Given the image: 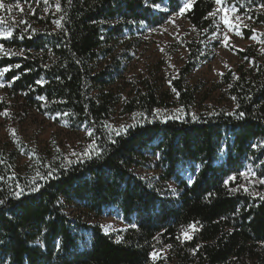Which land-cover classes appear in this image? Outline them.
Instances as JSON below:
<instances>
[{
  "label": "trees",
  "instance_id": "16d2710c",
  "mask_svg": "<svg viewBox=\"0 0 264 264\" xmlns=\"http://www.w3.org/2000/svg\"><path fill=\"white\" fill-rule=\"evenodd\" d=\"M3 2L56 11L58 2L60 23L57 32L31 35L10 25L13 38L0 40V69L10 68L0 76V112L10 109L7 100L21 101L59 124L87 130L89 148L98 147L91 158L25 148L32 157L21 168L15 152L0 150V264H264V200L240 187L248 173L264 178V33L261 50L226 47L244 61L215 86L230 108L196 104L195 90L184 83L194 67L188 62L171 84L172 97L146 81L116 124L117 100L105 93L121 71L111 58L114 48L126 40L127 50L137 48L148 32L180 14L185 0ZM191 2L183 17L204 42L214 31L209 14L216 3ZM229 6L264 27V0H230ZM244 33L249 39L251 32ZM184 47L195 61L200 44ZM122 126L128 131L117 135ZM148 164L159 171L158 180L137 177L136 170ZM33 181L38 191H32ZM168 183L176 186V196L164 190ZM21 188L22 195H13ZM69 207L94 217L116 209L127 229L118 238L106 235L97 225L70 219ZM190 225L197 230L184 239ZM153 252L164 254L153 259Z\"/></svg>",
  "mask_w": 264,
  "mask_h": 264
},
{
  "label": "rangeland",
  "instance_id": "374dc122",
  "mask_svg": "<svg viewBox=\"0 0 264 264\" xmlns=\"http://www.w3.org/2000/svg\"><path fill=\"white\" fill-rule=\"evenodd\" d=\"M220 7L221 5L216 4L214 13L217 15L212 16L214 31L204 42L200 41L195 30L183 17L188 9L186 8L183 14L172 16L162 27L148 32L140 39L137 48L127 50L126 46L130 45L129 40L114 48L111 58L115 57L121 63V71L116 82L105 90L106 94L112 95L117 100L113 109L114 123L122 122L123 105L146 81H150L157 92L167 94L169 98L172 97L174 91L171 84L179 77V72L188 62L193 63L194 67L185 77L184 83L188 88L195 90L196 104L216 109L231 107L223 92L215 86L223 75L235 71L239 66L244 65V61H240L236 54L226 47L236 51H245L248 48H253L256 51L261 50L258 37L264 33V27L255 25L254 22L239 16L236 12H230V20L234 27L229 29L223 24V13L217 12ZM20 8L23 11L15 7L11 13L0 10V18L5 21L4 24L16 26L22 33L30 35L33 32L46 29L52 32L58 31L59 16L56 9L47 5H20ZM259 12L264 14V10ZM20 21L27 23H20ZM245 30L251 32L249 39L245 38ZM225 35L228 37L227 41L224 39ZM197 42L201 49L196 60L191 61L189 60L190 52L184 47V44ZM126 52L130 59L122 61V55ZM111 58L101 60L97 69L101 70L109 65ZM4 96L0 93V101L5 99ZM6 104L11 107L0 112V150L5 148L7 151L15 152L17 168L29 164L31 160L32 156L24 150L25 148L37 151L41 155L51 153L58 148L68 157L83 156L85 150L89 148L90 133L87 130L76 131L69 128L66 123L59 124L54 119L31 110L21 101L7 100ZM4 112H7L8 115H3ZM136 175L143 181L158 180L159 171H156L153 165L148 164L146 167H139L136 170ZM182 176L191 180L186 172H183ZM257 181L256 176L248 173L240 186H244L242 189L247 188V192L252 197L260 198L258 195H253L254 193L264 195V184ZM164 188L171 195H177V188L174 184L168 183ZM66 214L70 219H80L85 224L97 225L104 234L114 238H118L119 234L127 229L116 209L109 210L101 217H94L69 207ZM192 232L193 229L189 228L184 233L190 236ZM184 233L182 237L186 239ZM159 254H164V252L158 253L157 256Z\"/></svg>",
  "mask_w": 264,
  "mask_h": 264
},
{
  "label": "snow or ice",
  "instance_id": "6c2138e0",
  "mask_svg": "<svg viewBox=\"0 0 264 264\" xmlns=\"http://www.w3.org/2000/svg\"><path fill=\"white\" fill-rule=\"evenodd\" d=\"M48 2H49V0H45V3H48ZM215 3L218 5H221V7L217 10V12L223 13V16H222L223 24L225 26L229 27V29H232L234 27V25L230 20L229 13L230 12L235 13L237 11L236 7L235 6L229 7L230 0H215ZM155 6L157 8L160 7V5H155ZM13 7L19 9L20 11H23V9L20 8V5L18 2L15 5L9 4L6 7L3 0H0V10H5V11L11 13L13 10ZM178 7H179V12L181 14H183L186 8L190 9L192 7V2H191V0H185L184 5L183 6L178 5ZM56 8H57V11L60 10V4L58 2L56 4ZM209 15L215 17L217 15V13H210ZM4 23H5V21L2 18H0V39H11V38H13L14 33H13L11 26H8L7 28H5V27H3ZM20 23L26 24L27 22L26 21H20ZM59 23L60 22L57 21L58 25H59ZM33 31H35V30H33ZM21 38H23V37H21ZM224 39H225V41H227L228 37L225 35ZM0 51H3V45L2 44H0ZM4 54L5 55H23V52H5ZM16 67H20V65H16ZM9 70H10V68H8V67L0 69V76H4L5 73L8 72ZM17 79H18V77H17ZM37 83L40 84L41 86H43L45 81L38 80ZM2 87H4V85L0 84V88H2ZM2 114L8 115L7 112H4ZM230 115H231V113H230ZM239 115L243 116L244 114L240 113ZM195 118L196 117L193 116V119H195ZM134 126L135 125H131L130 127H134ZM127 131H128V128L122 126L120 132H118L117 135H119L121 133H126ZM113 143H115V141H113ZM97 147L98 146L94 145L93 147L86 149L84 154L89 156V158H91V153L96 151ZM73 155H75V153H73ZM97 155H99V152H97ZM37 175L39 176L40 174L37 173ZM49 175H50V173H49ZM241 175H244V174L242 173ZM252 175L255 176V173H252ZM232 179H235V178H232ZM257 182L260 184H264V178L258 179ZM33 185H34V187L32 188V191H38L39 189H38V186H35V181H33ZM17 187H19V185ZM240 187H244V186L241 185ZM235 190L236 189H233V191H235ZM244 190L247 191V188H244ZM23 192H24V189L21 188L20 191L13 193V195L19 197L20 195L23 194ZM253 195H258V196H260L261 200H264V195H260L259 193H254ZM2 203H3V201H0V204H2ZM189 227L192 228L193 230H197L195 225H190ZM184 235H185L186 239H191V236L187 235V233H184ZM152 256H153V259H155L157 257V254L155 252H153Z\"/></svg>",
  "mask_w": 264,
  "mask_h": 264
}]
</instances>
